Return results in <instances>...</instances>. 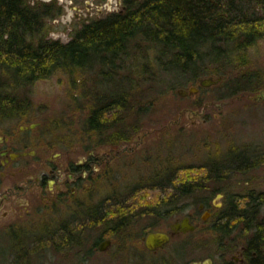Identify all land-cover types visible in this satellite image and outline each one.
<instances>
[{
  "label": "rangeland",
  "instance_id": "rangeland-1",
  "mask_svg": "<svg viewBox=\"0 0 264 264\" xmlns=\"http://www.w3.org/2000/svg\"><path fill=\"white\" fill-rule=\"evenodd\" d=\"M53 1L62 7V14L48 21V38L63 43L69 42L85 24L125 10L123 0H31V4ZM140 50L135 58L119 62L113 80L99 71L76 75L59 71L37 81L27 89L28 113L4 122L0 130L20 134L23 124L40 123L29 135L48 144L51 150L46 156L54 158L68 153L79 159L88 154L91 146L115 141L118 144L127 140L129 146L136 147L132 153L102 165L111 166L106 170L113 173L83 194L93 195L88 203H97L101 223L118 224L119 215L127 218L110 248L98 250L84 264H191L207 259H212L213 264H226L232 261V255L239 256L241 230L237 227L229 237L222 236L212 225L213 220L203 222L194 204L201 198L211 208H224L226 197L213 195L210 188L203 186L183 198L179 213L164 218L162 207L171 189L156 185H162L170 174H177L178 184L201 180L207 175L203 167L210 160L223 161L229 153L248 151L250 157L257 158L258 165L247 172L227 171L218 187L226 195L238 196L239 202L244 201L242 196L248 191H264V38L246 53L248 62L243 71L256 77L254 90L234 97H227L224 79L206 87L200 84L202 79L215 80L219 76L210 73L196 79L171 77L156 69L153 49L143 44ZM143 70L147 74H141ZM128 78L135 80L136 88L122 101V109L112 110L106 125L92 130L88 120L96 98L125 93L114 84L127 82ZM192 88L198 90L190 93ZM183 90L187 93L183 94ZM113 129L117 137L111 134ZM137 143H141L139 147ZM110 150L103 147L97 153L101 156ZM189 214L195 215L196 231L183 234L156 253L146 249L143 238L147 233H169L172 223ZM62 217L69 218L66 214L59 218ZM84 221L89 222L87 218ZM228 238L233 240L228 249L234 252L226 251L224 243Z\"/></svg>",
  "mask_w": 264,
  "mask_h": 264
},
{
  "label": "trees",
  "instance_id": "trees-1",
  "mask_svg": "<svg viewBox=\"0 0 264 264\" xmlns=\"http://www.w3.org/2000/svg\"><path fill=\"white\" fill-rule=\"evenodd\" d=\"M123 6V12L85 24L63 43L48 38V21L62 14L57 1L0 0V129L4 122L28 113L27 89L37 81L59 71L74 75L99 71L113 80L119 62L135 58L143 44L155 51L156 69L171 77L217 75L224 79L227 97L254 90L256 77L243 69L246 53L264 38V0H123ZM130 80L114 84L125 93L96 98L88 120L92 130L106 125L112 110L122 109V101L136 88L135 80ZM247 152L210 160L201 180L178 184L177 174H170L156 185L171 189L162 207L164 218L179 213L183 198L203 186L213 195L225 194L218 186L227 171L247 172L258 165ZM226 196L222 216L227 221L217 230L229 237L239 227L246 248L243 264H264V191L246 192L243 203L236 195ZM201 203L207 201H194L197 207ZM119 216L117 233L127 221ZM226 251L234 252L233 248Z\"/></svg>",
  "mask_w": 264,
  "mask_h": 264
},
{
  "label": "flooded vegetation",
  "instance_id": "flooded-vegetation-1",
  "mask_svg": "<svg viewBox=\"0 0 264 264\" xmlns=\"http://www.w3.org/2000/svg\"><path fill=\"white\" fill-rule=\"evenodd\" d=\"M39 126L40 123H25L19 130L20 134L15 130H0V264H66L71 260L73 264H84L98 250L110 248L119 226L115 222L101 223L96 213L97 203H88L93 195L83 194L85 190H94L101 178L110 177L113 173L106 170L111 166L102 165L107 166V162L132 153L136 147L129 146L131 144L127 140L118 144L115 141L111 145H88L91 150L79 159L68 153L55 154L58 157L54 158L53 155L46 156L51 150L48 144L29 135ZM111 134L118 136L115 129ZM103 147L112 148L111 153L98 155L97 151ZM222 209L220 206L211 208L205 203L197 208L203 222L213 220V226L227 221L226 216H222ZM61 214L69 218L60 219ZM185 217L194 224L195 215H185L170 225V231L173 224ZM84 218L89 222L86 223ZM187 233L178 232L162 247L153 250L145 247L156 253ZM232 241L229 239L224 246L228 248ZM238 246L239 256L232 255V261L226 264L245 263L243 238ZM209 260L213 264V260Z\"/></svg>",
  "mask_w": 264,
  "mask_h": 264
},
{
  "label": "water",
  "instance_id": "water-1",
  "mask_svg": "<svg viewBox=\"0 0 264 264\" xmlns=\"http://www.w3.org/2000/svg\"><path fill=\"white\" fill-rule=\"evenodd\" d=\"M222 80V77H218L217 79H202L200 81V84L202 86H209L211 84H217ZM197 88H192L190 89V93L197 91ZM187 92L183 90V94H186ZM218 197H222V194H218ZM203 208V205L201 206ZM196 226L192 223H190V220L188 217H185L181 222L175 223L171 226V231L169 233L165 232H160V231H152L149 232L144 240H145V245L149 250H153L155 248H159L167 244L172 237H174L178 232L182 231L184 233L187 232H193L195 231ZM193 264H212L211 260H206L203 263H193Z\"/></svg>",
  "mask_w": 264,
  "mask_h": 264
}]
</instances>
